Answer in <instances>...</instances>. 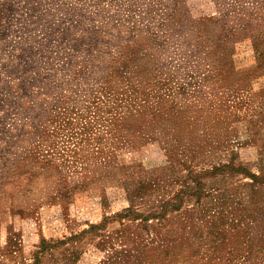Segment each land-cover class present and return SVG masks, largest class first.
Here are the masks:
<instances>
[{
    "label": "rangeland",
    "instance_id": "rangeland-1",
    "mask_svg": "<svg viewBox=\"0 0 264 264\" xmlns=\"http://www.w3.org/2000/svg\"><path fill=\"white\" fill-rule=\"evenodd\" d=\"M0 264H264V0H0Z\"/></svg>",
    "mask_w": 264,
    "mask_h": 264
}]
</instances>
